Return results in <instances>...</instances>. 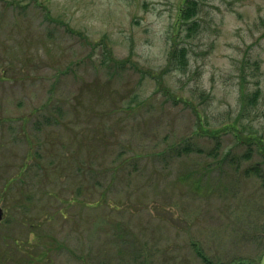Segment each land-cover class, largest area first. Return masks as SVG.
<instances>
[{"label": "rangeland", "instance_id": "rangeland-1", "mask_svg": "<svg viewBox=\"0 0 264 264\" xmlns=\"http://www.w3.org/2000/svg\"><path fill=\"white\" fill-rule=\"evenodd\" d=\"M181 2L0 0V264H264V0L161 81Z\"/></svg>", "mask_w": 264, "mask_h": 264}, {"label": "trees", "instance_id": "trees-1", "mask_svg": "<svg viewBox=\"0 0 264 264\" xmlns=\"http://www.w3.org/2000/svg\"><path fill=\"white\" fill-rule=\"evenodd\" d=\"M201 0H182L178 12H177V17L175 20V34L174 37L172 38L173 44L170 45L168 49V54H167V60H166V65L163 67V69L160 70L158 74H155L153 78H157V75L159 78H161V81L163 80V77L165 75H168L172 71H177L186 74L188 71V67L190 65V49L187 44L181 43L183 39L181 36H183L186 39H189V37L193 38L196 36L197 32L200 31L201 29V23L199 20L200 16V11H201ZM257 62L254 63V66L258 68ZM162 83V82H161ZM160 87V84H159ZM197 89L202 90L201 96L205 93L203 89L200 87H197ZM199 92V90H197ZM260 88H256L254 92L251 95L250 101L249 99L246 98L244 93L242 94V99L245 103L244 105L248 102L254 105L255 101L259 98L261 92ZM176 99H179V97H176ZM245 112V109H241L240 116L243 115ZM237 119V118H236ZM238 123V121H236ZM230 128H232L234 131L237 130V127L235 124H231ZM239 132V131H238ZM237 132V133H238ZM251 135V138L258 139L256 135ZM238 136V134H237ZM248 139H250V136H248ZM257 144L261 147L264 144V141L262 139H259V142ZM250 155V151H247L245 153V158H247ZM257 165H253L249 168V171H257ZM262 177L261 175H259ZM236 264H245L243 261H238Z\"/></svg>", "mask_w": 264, "mask_h": 264}, {"label": "water", "instance_id": "water-1", "mask_svg": "<svg viewBox=\"0 0 264 264\" xmlns=\"http://www.w3.org/2000/svg\"><path fill=\"white\" fill-rule=\"evenodd\" d=\"M2 218H3V210H2V208L0 207V221L2 220Z\"/></svg>", "mask_w": 264, "mask_h": 264}]
</instances>
